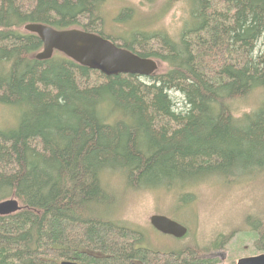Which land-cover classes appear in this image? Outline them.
Instances as JSON below:
<instances>
[{
  "label": "trees",
  "instance_id": "trees-1",
  "mask_svg": "<svg viewBox=\"0 0 264 264\" xmlns=\"http://www.w3.org/2000/svg\"><path fill=\"white\" fill-rule=\"evenodd\" d=\"M108 1L0 0V104L20 111L0 129V202L20 206L0 215V264H217L203 248H137L143 235L106 215V182L118 174L131 188L179 187L184 198L264 175V100L238 117L234 109L264 93V0H166V10L187 6L178 39L133 26L121 43L104 32ZM132 11L116 21L139 22ZM30 23L96 33L165 67L107 77L61 53L38 61L43 43ZM246 222L264 253V218Z\"/></svg>",
  "mask_w": 264,
  "mask_h": 264
},
{
  "label": "rangeland",
  "instance_id": "rangeland-1",
  "mask_svg": "<svg viewBox=\"0 0 264 264\" xmlns=\"http://www.w3.org/2000/svg\"><path fill=\"white\" fill-rule=\"evenodd\" d=\"M166 7V0H109L103 9V18L106 23L109 22L104 32L119 38V43L122 38L132 35L133 26L145 30L164 29L178 39L185 27L187 6L179 3L170 10ZM124 9L133 10L130 20L136 17L135 21L139 22L127 20V23H118L116 20ZM257 52H264V37L258 44ZM159 65L155 76L165 67L161 62ZM263 100L264 93L260 91L245 100H237L234 103L235 115L238 117L253 112ZM19 117L17 108L0 104V129H12ZM106 183L109 199L112 200L106 210L107 217L118 225L140 232L143 240L139 246L142 248L161 252L189 246L203 248L206 256H217V264H237L240 258L261 254L256 252L252 228L248 227L246 217L251 215L255 222L264 218V175L244 174L229 184L224 181L209 182L196 187L191 195L184 198L179 187L131 188L118 174L107 179ZM153 215L165 216L184 225L189 234L184 239H175L159 233L150 224ZM230 234L232 239L225 247H215L219 236ZM242 239L244 243L240 244ZM241 245L244 250H239Z\"/></svg>",
  "mask_w": 264,
  "mask_h": 264
},
{
  "label": "water",
  "instance_id": "water-1",
  "mask_svg": "<svg viewBox=\"0 0 264 264\" xmlns=\"http://www.w3.org/2000/svg\"><path fill=\"white\" fill-rule=\"evenodd\" d=\"M25 30L36 34L43 43L42 51L36 55L38 61L50 60L55 52H59L79 65L107 77L122 74L147 78L155 75L160 68L158 61L141 57L96 33L77 28L57 30L38 23L26 25ZM19 210L17 200L0 202L1 216L14 214ZM150 224L160 233L177 239L188 234L187 227L165 216H151ZM237 264H264V253L240 258Z\"/></svg>",
  "mask_w": 264,
  "mask_h": 264
},
{
  "label": "flooded vegetation",
  "instance_id": "flooded-vegetation-1",
  "mask_svg": "<svg viewBox=\"0 0 264 264\" xmlns=\"http://www.w3.org/2000/svg\"><path fill=\"white\" fill-rule=\"evenodd\" d=\"M160 233V232H159ZM162 234V233H161ZM166 236H169V235H166ZM170 238H174L173 236H169ZM186 237V236H185ZM184 237V238H185ZM184 238H181V239H184ZM175 239H177V238H175ZM137 248H142V247H140L139 246V244L137 245ZM142 249H146V248H142ZM150 250V249H149ZM151 251H154V250H151ZM174 251V250H173ZM154 252H161V251H154ZM164 252H172V250H167V251H164ZM217 256H208L207 257V260H213V261H216L215 260V258H216ZM74 264H76V263H74Z\"/></svg>",
  "mask_w": 264,
  "mask_h": 264
}]
</instances>
